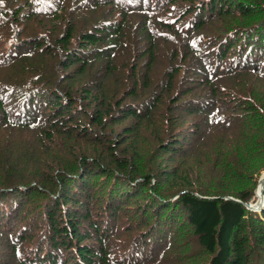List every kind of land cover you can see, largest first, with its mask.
Segmentation results:
<instances>
[{
    "label": "trees",
    "instance_id": "obj_1",
    "mask_svg": "<svg viewBox=\"0 0 264 264\" xmlns=\"http://www.w3.org/2000/svg\"><path fill=\"white\" fill-rule=\"evenodd\" d=\"M264 0H0V264H264Z\"/></svg>",
    "mask_w": 264,
    "mask_h": 264
},
{
    "label": "water",
    "instance_id": "obj_2",
    "mask_svg": "<svg viewBox=\"0 0 264 264\" xmlns=\"http://www.w3.org/2000/svg\"><path fill=\"white\" fill-rule=\"evenodd\" d=\"M263 175H264V171L259 176L256 188L258 187L260 179ZM256 188H255V192H256ZM263 202H264V187L262 188V192H261L260 197H257V199L254 202H252V201L245 202V205L249 208L260 209L261 206L263 205Z\"/></svg>",
    "mask_w": 264,
    "mask_h": 264
},
{
    "label": "bare ground",
    "instance_id": "obj_3",
    "mask_svg": "<svg viewBox=\"0 0 264 264\" xmlns=\"http://www.w3.org/2000/svg\"><path fill=\"white\" fill-rule=\"evenodd\" d=\"M264 187V175L261 177L258 187L256 188L257 197L261 196L262 188Z\"/></svg>",
    "mask_w": 264,
    "mask_h": 264
},
{
    "label": "rangeland",
    "instance_id": "obj_4",
    "mask_svg": "<svg viewBox=\"0 0 264 264\" xmlns=\"http://www.w3.org/2000/svg\"><path fill=\"white\" fill-rule=\"evenodd\" d=\"M264 171V170H263ZM256 197H257V195H256Z\"/></svg>",
    "mask_w": 264,
    "mask_h": 264
}]
</instances>
